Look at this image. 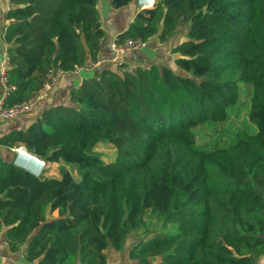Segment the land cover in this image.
Instances as JSON below:
<instances>
[{
    "label": "trees",
    "instance_id": "trees-1",
    "mask_svg": "<svg viewBox=\"0 0 264 264\" xmlns=\"http://www.w3.org/2000/svg\"><path fill=\"white\" fill-rule=\"evenodd\" d=\"M134 1L109 0L115 10ZM97 2L9 0L4 107L40 93L51 73L98 61L106 32ZM181 29L172 67L103 68L71 90L70 105L0 137L1 147L59 164L58 178H37L0 159V232L11 253L25 248L33 264H108L107 252L131 240L133 264L262 263L264 0H155L115 42L163 44ZM246 105L253 133L228 125L216 139L198 137ZM103 142L114 160L95 152Z\"/></svg>",
    "mask_w": 264,
    "mask_h": 264
},
{
    "label": "crops",
    "instance_id": "crops-1",
    "mask_svg": "<svg viewBox=\"0 0 264 264\" xmlns=\"http://www.w3.org/2000/svg\"><path fill=\"white\" fill-rule=\"evenodd\" d=\"M8 9H10L9 0H0V69L3 61L8 57L9 46L6 44L3 38V31L9 24V22H7L4 18V15ZM97 10L100 15L102 27L106 32V37L102 41L98 61L91 65H87L89 66L87 70H83L77 73L70 72L57 75L55 81L56 84L53 89L54 95L69 91V98H66L64 103L57 102L52 104V97L49 98V95L45 97L46 94H44V96L41 98V100L44 98V102L42 101L43 103H41L40 100L36 105L34 111L21 115L10 121L0 120V137L13 130H25L33 122L35 117L47 108L60 105H70L71 90L77 89L83 82V79L88 77H95L103 68H109L116 73H120L121 71L126 69H134L136 66H146L147 63L153 62L161 66L167 63L166 65L170 66L174 62L177 56L172 55L171 50L180 42L178 40V36L182 37L180 39H184L186 34L185 29L181 35H177V37H175L174 39H171L163 44L159 43L157 37H155L151 41H149L146 49L129 51L124 55L122 62H117L115 61L116 53L111 46L115 43L116 37L124 30H126L132 23L135 13L141 9H139L137 5L131 4L123 9L115 10L111 7L109 0H98ZM161 55L164 56V59ZM118 63L120 64L118 65ZM79 77H81L82 82ZM7 88V85L3 84L0 79V102L4 99ZM39 106L40 109H38ZM15 152V149H7L0 146V159L7 163H14ZM3 235L4 231L0 232V264H33L26 261L24 254L25 248H23L17 254L11 253L3 240ZM133 244L134 241H128L126 250L122 253H117L112 250L108 251V264H133V262L129 259L128 254L129 249ZM261 264H264V260Z\"/></svg>",
    "mask_w": 264,
    "mask_h": 264
},
{
    "label": "built area",
    "instance_id": "built-area-1",
    "mask_svg": "<svg viewBox=\"0 0 264 264\" xmlns=\"http://www.w3.org/2000/svg\"><path fill=\"white\" fill-rule=\"evenodd\" d=\"M155 0H153V2L151 3L150 6H142L140 5V2L138 0V4L139 6H141V10L142 9H146V8H150L154 5ZM148 46L147 42H143L141 40H134V39H129L127 41H125L123 44H117L116 42L114 44H112V49L115 51L116 53V59L115 61L119 62L123 60L124 55L129 52V51H138V50H144L146 49ZM93 64L92 62L89 61V63L87 65H91ZM9 67V59L8 57L3 61L2 65H1V69H0V79L2 81L3 84L7 85V91L5 93V97L8 96L9 94V90L11 89L10 86H8V77H7V69ZM91 67V66H90ZM89 68V66H86L84 68H80L78 70H76L75 72H80L83 70H87ZM81 82L82 79L81 77H79ZM56 80V76H54L52 73L48 75V79L43 87V89L40 91V93L36 94L35 96L31 97L30 99L19 103V104H15L11 107H4L3 106V102L4 99L0 102V120L2 121H10L13 120L21 115L27 114L32 112L36 105L38 104V102L40 101V99L42 98V96L46 93H48L52 86L54 81ZM23 150L26 153V156H29L30 158H32L33 160L36 161L35 165H32L29 160H26L24 158L21 157L20 151ZM16 157H15V166L18 169L23 170L26 173H29L37 178H41L43 177L46 168H47V163L40 157L31 154L29 152H27V150L24 147H19V149L17 148L16 150Z\"/></svg>",
    "mask_w": 264,
    "mask_h": 264
},
{
    "label": "rangeland",
    "instance_id": "rangeland-1",
    "mask_svg": "<svg viewBox=\"0 0 264 264\" xmlns=\"http://www.w3.org/2000/svg\"><path fill=\"white\" fill-rule=\"evenodd\" d=\"M134 4L137 5L139 7V9L142 8L141 6H139L138 0H135L132 3V5H134ZM180 28H181V26L179 27V29ZM182 32H183V29H181L180 35L182 34ZM178 38H179L178 40L180 42H182L183 39H180L182 37L181 36H178ZM161 56H163V55H161ZM163 59H164V56H163ZM165 61H167V60H165ZM119 62H121V61H119ZM119 64L120 63H118V65ZM165 64H167V63H165ZM147 65H149V63H147ZM55 81L53 83V86H52L50 92L48 94L46 93V96L45 97H47L48 95H49V98L52 97V100H53L52 101V104L57 103V102L64 103L65 102V99L66 98H69V91H65V92H62V93L56 92L58 94H55L54 95L53 89H54V86L56 84ZM42 101L44 102V98L41 100V103H43ZM38 109H40V106L38 107ZM248 116H249V105H246L245 107H242V108H236V109H234V110L231 111V116H230L229 122L227 124L212 125V126H209V127L205 126L203 128H200L198 130L199 131L198 137L200 139H202V140L216 139L221 134L220 133L221 131H224V130H226V128H228V125H231V126L233 125L237 129L245 130L246 132L253 133L254 130H252V126H251V124L249 122ZM16 150H17V148L15 149V151ZM95 152L98 155H100V157L102 158V160L105 161V162L112 161L116 157V152L114 151L113 147L109 143H107V142H103L102 144H100L95 149ZM14 154H15V157H16V155H17L16 152ZM13 164L15 165V158H14V163ZM58 167H59V164H56V163H48L47 162V168H46V171H45L43 177H47V178L56 177V178H58L59 177V175H58ZM70 170L76 176L75 169L74 168H70ZM257 191H259V190H257ZM138 237H139V234L138 233L137 234L133 233L130 236V239L135 240Z\"/></svg>",
    "mask_w": 264,
    "mask_h": 264
},
{
    "label": "bare ground",
    "instance_id": "bare-ground-1",
    "mask_svg": "<svg viewBox=\"0 0 264 264\" xmlns=\"http://www.w3.org/2000/svg\"><path fill=\"white\" fill-rule=\"evenodd\" d=\"M139 2H140V5H142V6H144V5H146V6H150L151 3L153 2V0H139ZM20 154H21V157H22V158H24V159H26V160H29V162H30L32 165H35V164H36V161L33 160L32 158H30L29 156H26V153H25L23 150L20 151Z\"/></svg>",
    "mask_w": 264,
    "mask_h": 264
}]
</instances>
